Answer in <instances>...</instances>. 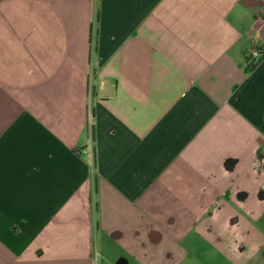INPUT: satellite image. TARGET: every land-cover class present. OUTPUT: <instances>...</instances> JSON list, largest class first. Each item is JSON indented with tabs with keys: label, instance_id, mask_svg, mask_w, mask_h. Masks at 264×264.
Wrapping results in <instances>:
<instances>
[{
	"label": "crops",
	"instance_id": "0c3cea01",
	"mask_svg": "<svg viewBox=\"0 0 264 264\" xmlns=\"http://www.w3.org/2000/svg\"><path fill=\"white\" fill-rule=\"evenodd\" d=\"M264 0H0V264H264Z\"/></svg>",
	"mask_w": 264,
	"mask_h": 264
},
{
	"label": "trees",
	"instance_id": "16d2710c",
	"mask_svg": "<svg viewBox=\"0 0 264 264\" xmlns=\"http://www.w3.org/2000/svg\"><path fill=\"white\" fill-rule=\"evenodd\" d=\"M257 52H259V56L255 58L251 52L246 56V69L247 70H253L257 64L261 61V59L264 57V47L257 48Z\"/></svg>",
	"mask_w": 264,
	"mask_h": 264
},
{
	"label": "built area",
	"instance_id": "2783aa9c",
	"mask_svg": "<svg viewBox=\"0 0 264 264\" xmlns=\"http://www.w3.org/2000/svg\"><path fill=\"white\" fill-rule=\"evenodd\" d=\"M251 54L257 58L259 56V52H257V48L256 47H253L251 50H250Z\"/></svg>",
	"mask_w": 264,
	"mask_h": 264
}]
</instances>
